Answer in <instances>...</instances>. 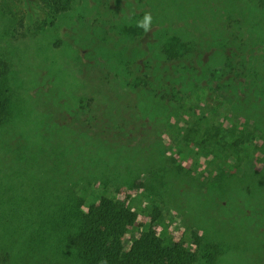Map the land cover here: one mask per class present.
Here are the masks:
<instances>
[{
  "label": "rangeland",
  "instance_id": "obj_1",
  "mask_svg": "<svg viewBox=\"0 0 264 264\" xmlns=\"http://www.w3.org/2000/svg\"><path fill=\"white\" fill-rule=\"evenodd\" d=\"M134 1L73 0L72 7L50 26L44 24L48 18L36 0H0V58L9 64L17 104L12 123L0 131V146L7 151L0 157V170L8 172L13 166L15 178L27 173L42 190L51 186L64 190L69 174L64 166L72 161V173L79 179L73 185L75 194L80 193V183L89 197L118 200L134 211L137 225H146L156 206L160 215L152 227L158 235L185 241L196 231L220 249L215 264H264L260 142L239 148L236 159L224 165L225 171H217L208 158L180 152L170 130L181 127L182 119H197L207 127L232 123L213 96H200L182 119L170 117L168 128L139 138L134 126H154L157 114H136L133 97L107 82L106 52L122 47L116 32L128 21ZM208 1L217 20L224 24L227 14L244 19L250 26L244 37L253 45L260 43L264 0ZM145 38L140 39L143 44ZM210 61L215 68L222 62L213 53ZM81 96L97 102L96 124L88 122L87 131L76 107ZM10 137L22 144L28 141L18 156L8 144ZM39 143L45 152L32 155Z\"/></svg>",
  "mask_w": 264,
  "mask_h": 264
},
{
  "label": "trees",
  "instance_id": "obj_2",
  "mask_svg": "<svg viewBox=\"0 0 264 264\" xmlns=\"http://www.w3.org/2000/svg\"><path fill=\"white\" fill-rule=\"evenodd\" d=\"M36 1L48 18L44 24L50 26L73 4V0ZM134 3L128 21L116 32L122 47L106 52L105 76L133 97L136 114H157L154 126H134L138 137L168 128L170 117L182 119L194 103L213 96L232 123L207 127L197 119H182L179 131L170 129L180 152L198 153L217 171H225L224 165L236 159L239 148L257 140L264 149V36L253 45L244 37L250 27L245 20L227 14L222 24L208 0ZM146 14L151 16L147 31L139 26ZM145 36L143 44L140 39ZM212 53L222 61L216 68L211 65ZM14 96L9 64L0 58V131L15 117ZM76 107L87 131L88 122L96 124L97 102L81 96ZM21 142L9 138L16 156L28 144ZM34 146L32 155L45 152L42 143ZM3 151L7 152L0 146L1 158ZM64 167L69 171L67 192L52 186L42 190L27 173L15 178L13 166L8 172L0 170V264H215L220 249L196 231L185 241L158 235L152 227L160 215L156 206L146 225H137L136 214L124 203L104 195L89 197L80 183V193L75 194L73 185L79 179L72 173L73 162L66 161ZM25 184L32 187L20 188Z\"/></svg>",
  "mask_w": 264,
  "mask_h": 264
},
{
  "label": "clouds",
  "instance_id": "obj_3",
  "mask_svg": "<svg viewBox=\"0 0 264 264\" xmlns=\"http://www.w3.org/2000/svg\"><path fill=\"white\" fill-rule=\"evenodd\" d=\"M150 20H151V16L149 14H146L144 20L140 23L139 26L143 27L147 31L149 28Z\"/></svg>",
  "mask_w": 264,
  "mask_h": 264
}]
</instances>
